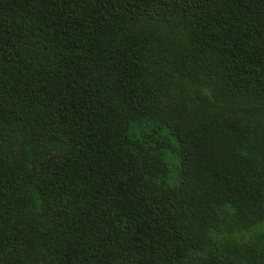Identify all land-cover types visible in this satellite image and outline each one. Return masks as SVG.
Wrapping results in <instances>:
<instances>
[{"label":"trees","instance_id":"16d2710c","mask_svg":"<svg viewBox=\"0 0 264 264\" xmlns=\"http://www.w3.org/2000/svg\"><path fill=\"white\" fill-rule=\"evenodd\" d=\"M0 264H264V0H0Z\"/></svg>","mask_w":264,"mask_h":264}]
</instances>
